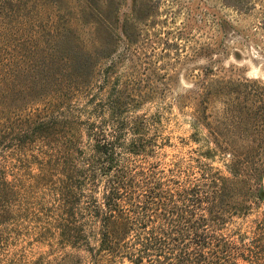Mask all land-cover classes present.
Returning a JSON list of instances; mask_svg holds the SVG:
<instances>
[{"label":"rangeland","instance_id":"obj_1","mask_svg":"<svg viewBox=\"0 0 264 264\" xmlns=\"http://www.w3.org/2000/svg\"><path fill=\"white\" fill-rule=\"evenodd\" d=\"M17 2L42 5L36 23L42 27L65 13L85 50L98 46L100 34L108 38L110 56L94 57L91 83L100 82L101 71L117 61L110 80L138 95L131 116L145 120L141 138L148 147L124 156L130 166L155 165L162 176L186 182L187 243L196 246L205 235L202 250L218 264H264V160L261 175L243 174L223 197L205 198L208 188L202 185V174L229 176V151L220 149L264 150V136L253 123L243 126L234 117L239 101L227 87L264 85V31L258 25L264 0H253L254 8L245 12L228 0H8ZM90 6L106 15L109 34L99 29L96 11L83 14ZM19 78L12 75L10 105H0V264H131L125 257L97 256L91 205L101 188L89 191L88 183H80L66 216L70 231L59 227L53 183L61 168L54 151L60 143L17 146L15 138L19 121L43 108L49 92L28 94ZM92 94L95 88L73 94L66 106L82 112L78 147L86 154L91 138L83 124L95 120L85 113L93 106ZM82 151L77 167L83 166ZM46 163L49 174L39 181L34 176Z\"/></svg>","mask_w":264,"mask_h":264},{"label":"trees","instance_id":"obj_2","mask_svg":"<svg viewBox=\"0 0 264 264\" xmlns=\"http://www.w3.org/2000/svg\"><path fill=\"white\" fill-rule=\"evenodd\" d=\"M228 1L238 11L254 8L253 0ZM23 3L12 6L8 0H0V103L3 99L7 102L0 105H10L12 75L20 76L28 94L36 89L49 92L43 108L19 121L15 138L17 146L39 141L50 148L55 142L60 143L54 151L55 162L59 160L61 168L53 183L61 211L59 227L70 231L67 225L71 222L66 216L76 197L75 190L80 183H88L89 191L101 188L100 199L92 198L91 205V216L97 222L98 257H125L131 264H218L214 256L208 258L202 250L205 235L200 236L202 241L198 239L196 246L186 241V182L162 176L155 165L146 169L130 166L124 156L147 151L141 138L146 123L142 117L131 116L140 103L138 95L132 89L126 92L125 87H119L118 80L109 78L117 61H111L110 67L101 71L100 82L91 83L94 57L110 56L108 38L100 34L98 46L85 50L77 32L67 25L65 13L42 27L36 25L42 20V5ZM90 9L83 14L96 11L99 29L104 35L109 34L106 15L94 6ZM261 9L258 25L264 31V6ZM227 87L239 101L232 109L234 117L243 126L253 123L254 129L264 136V85L235 82ZM93 88L97 94L91 95L93 106L85 113H93L95 120L83 124L91 138L86 154L78 147L82 112L77 110L76 115L74 109L66 106L71 95H87ZM80 151L83 166L77 167ZM219 151H229V176L202 174V185L208 188L204 194L207 199L223 197L228 189L234 190L243 174L261 175L263 149ZM46 167L48 163L39 166V173L34 176L39 181L47 178Z\"/></svg>","mask_w":264,"mask_h":264}]
</instances>
